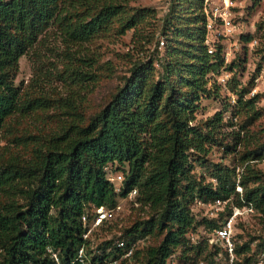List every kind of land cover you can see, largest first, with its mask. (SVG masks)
Here are the masks:
<instances>
[{
	"label": "trees",
	"instance_id": "trees-1",
	"mask_svg": "<svg viewBox=\"0 0 264 264\" xmlns=\"http://www.w3.org/2000/svg\"><path fill=\"white\" fill-rule=\"evenodd\" d=\"M203 4L204 0H171L161 26L162 52L156 48L149 58L134 62L124 85L97 113L81 116L72 110L65 128L29 169L24 202L0 207V264H56L47 248L56 252L61 264H82L74 261L77 249L84 245L86 254L91 250L82 238L81 215L91 218L89 209L114 207L133 188L155 216L135 223L126 232L134 234L132 240L125 242L129 246L154 230L163 234L156 246L146 250L144 264H166L175 249L186 244L185 234L196 224L205 223L211 234L218 227L212 219L196 223L190 205L196 200L228 199L235 189L230 171L217 170L215 184H181L187 180L188 152H206L210 133L222 119V112H217L208 132L191 124L200 99L208 94L209 74L224 65L222 45L209 53L205 44ZM126 8L127 0H0V131L20 99L13 81L18 60L36 43L44 25L56 23L69 41L82 43L107 32L121 14L123 33L147 12L138 9L127 15ZM243 40L250 42L251 36ZM156 62L161 72L155 81ZM233 66L232 61L228 68ZM234 93L242 97L247 91ZM263 158L264 142L242 157L243 161ZM108 164L123 174L119 192L106 178ZM245 173L236 205L250 203L264 218V174L249 164ZM14 177L0 170V192ZM111 243L98 246L102 253L91 256L87 264H103L112 253L122 254ZM249 250L243 243L235 252ZM252 263L250 256L244 258L243 264Z\"/></svg>",
	"mask_w": 264,
	"mask_h": 264
},
{
	"label": "rangeland",
	"instance_id": "rangeland-1",
	"mask_svg": "<svg viewBox=\"0 0 264 264\" xmlns=\"http://www.w3.org/2000/svg\"><path fill=\"white\" fill-rule=\"evenodd\" d=\"M222 1L204 0L203 8L205 6L211 12L221 6ZM231 2L229 16L237 25L236 31L226 35L221 33L222 27L218 25L217 36L209 33V39L214 42L213 45L211 43L212 49L221 44L224 58V65L215 75L227 76L228 79L222 84L212 73L209 74L208 94L200 99L191 124L202 132H208L217 112H222V119L210 133L206 152H188L184 162L187 180L181 181L182 185L187 182L215 184L217 170L230 171L235 183L234 193L224 199L220 209L215 210L209 202L199 200L190 205L196 223L212 219L218 226L229 207L236 206V200L242 198L243 189L239 182L246 174L247 164L264 174L263 160L242 159L264 142V77L260 78L264 74V0ZM170 5L171 0H127V15L145 9L143 20L122 33L120 26L125 17L121 14L107 32L82 43L69 41L56 23H48L41 28L36 43L18 60L19 67L13 81L20 90V99L16 111L5 120L0 131V170L15 174L14 180L0 192V207L12 201L24 202L22 192L29 181V169L45 152L54 135L65 128L73 109L81 116L97 113L124 85L134 62L149 58L156 48L162 52L158 43L160 38L164 39L161 26ZM248 35L251 41L244 42L243 37ZM232 61L234 66L229 69ZM160 72V66L156 65L155 81ZM241 89L247 93L239 97L234 91ZM248 100L254 101L249 104ZM139 196L136 188L135 194L119 198L120 208L111 219L91 231V251L88 249L90 253L85 254L88 258L85 264L94 254L102 253L98 246L103 242L111 240L114 244L117 238L132 240L134 234L126 232L135 223L155 216V211L142 204ZM92 212L88 210L89 214ZM162 236L154 230L145 237H138L131 242V256L116 253L117 257H114L112 253L103 264H144L146 250L156 246ZM185 238L186 244L176 248L170 257L173 263L166 264L229 263L227 251L219 240L211 241V231L205 223L196 224L186 232ZM233 243V264H243L248 256L252 264L259 262L264 252V218L254 208L251 213L237 219ZM243 243L249 244V252L236 254V247ZM184 248L187 249L182 255ZM109 250L110 247L106 252Z\"/></svg>",
	"mask_w": 264,
	"mask_h": 264
},
{
	"label": "built area",
	"instance_id": "built-area-1",
	"mask_svg": "<svg viewBox=\"0 0 264 264\" xmlns=\"http://www.w3.org/2000/svg\"><path fill=\"white\" fill-rule=\"evenodd\" d=\"M232 2L231 0H223L222 5L219 7H215L213 11L209 12L206 7L204 6L205 11V20H206V39L205 44L207 45L208 52L212 53L214 49H212L213 40L209 39V33H215L217 36V26H221L223 32L226 35H231L233 32L236 31L237 25H235L230 18V11L229 8L231 7ZM165 40L163 38L159 39L158 48L162 49L164 46ZM212 43V45H211ZM156 65H159L158 62L155 63ZM213 76L219 81V83L225 84L227 81V76H216L215 73H212ZM264 77V74H261L260 78ZM264 162V158L261 159ZM104 170L106 171V178L107 180L113 185V189L115 192H119L121 187L123 186V174L122 172L115 169V166L112 164L105 165ZM240 189V187H237ZM240 191V190H239ZM136 193V188L131 189L127 195H133ZM225 203V200L221 199H215L213 202H209V205H212L215 210L220 209L221 205ZM120 208L119 204L117 203L112 208H105L103 206L98 208H92L93 211L91 214V218L88 217L87 213H83L81 215V222L85 228V231L82 234V238L86 243L90 245V234L91 231L98 227L103 221L110 220L112 215ZM252 204H243L242 206H231L229 207V210L227 214L225 215V218L223 222L213 230L211 234V241H217L219 240L221 244L223 245V248L227 251V254L229 256V263L233 264L234 259V243H233V229L235 227V223L237 219L244 216V214L251 213L253 211ZM139 239V238H138ZM137 240V239H136ZM135 240V241H136ZM85 244V243H84ZM114 245L116 248L120 249L123 256L129 257L132 255L133 247L132 244L128 246L127 243L124 241V239L117 238L114 241ZM47 252L50 254L51 258L55 261L56 264H61L58 255L56 252H54L51 248H47ZM85 247L84 245L80 246L77 249L76 256L74 258L75 262H79L84 264L85 262ZM259 262L256 264H264V252L261 253L259 257ZM168 263L172 262L171 258L167 260ZM173 263V262H172Z\"/></svg>",
	"mask_w": 264,
	"mask_h": 264
}]
</instances>
